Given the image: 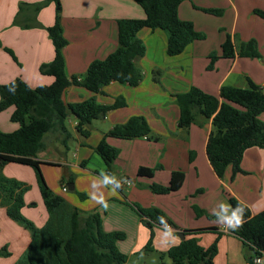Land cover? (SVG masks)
Wrapping results in <instances>:
<instances>
[{
    "label": "crops",
    "instance_id": "crops-1",
    "mask_svg": "<svg viewBox=\"0 0 264 264\" xmlns=\"http://www.w3.org/2000/svg\"><path fill=\"white\" fill-rule=\"evenodd\" d=\"M43 1L46 0H0V84L8 83L15 77H20L32 87L49 84L52 81L51 76L41 74L38 71L39 65L49 62L54 55V48L46 30V27L54 21V4L47 1L37 12H34L32 8L33 4ZM60 2V23L63 36L67 40L66 45L62 48V55L64 58V71L68 79L72 76L83 77L88 64L92 60L103 59L115 50L117 47V19L144 17L143 9L133 0H60ZM20 4L25 5L19 11ZM202 8H223L224 15L229 13L227 19L231 15L229 26L225 27L220 24L218 30L222 28L229 29L228 32L231 34L235 49L234 57H220L214 62L212 69H206L209 61L208 53L211 51H205L202 48V41L206 40V37L192 41L179 55L168 56L165 54V34L163 31L141 29L137 36L142 42L148 41L151 56L145 55L134 58L135 64L144 67L141 70L143 78L138 85L130 86L126 83L109 81L101 87L99 92L94 93L84 87L70 84L62 91V101L64 103L77 102L94 96L99 103L111 104L116 97H121L123 94L128 95L130 98H136V107L131 110H124L126 104L124 107L111 110L106 114L103 120L107 121L105 129L107 131L114 124L124 123L130 116L139 115L138 112L143 107L147 106L155 110L156 105L163 103L165 107L176 108L174 95L187 91L192 85L212 95H218L219 88L223 85L246 88L249 80L264 89V68L255 64L254 59L256 58L241 57L236 54L240 42L254 39L259 53L264 57V17L254 12L255 9L264 12V0H255L254 3L251 0H183L177 7L178 17L182 20L191 21L194 29L204 34V22H210L211 19H215L216 15L206 13L201 10ZM216 17L224 19L223 15ZM14 19H16L15 23H13ZM149 39L152 43L157 42L156 47L150 46ZM222 41L223 35L218 41L219 45ZM5 47L12 51L16 60L5 51ZM219 51L216 52L219 53ZM145 53H147V49H145ZM199 54L203 56H198ZM144 79L145 82H143ZM156 82L161 85V91L156 90ZM12 110L13 106H8L0 112V118L6 113L5 118L10 121L9 116ZM260 117L264 121V116L259 115ZM5 118L3 119L5 120ZM177 118L178 108H176L172 128H167L166 133H159V129L155 127L156 125L153 126L155 124L154 119L149 122V119L146 118L152 132L165 136V148L169 152L167 164H170L167 165V168L172 174L170 175L169 172L167 178L162 180L164 183L156 179V174H153L151 168L145 166L141 167L134 179L132 177L135 172L132 168L135 167L134 162L140 161L139 157L143 159V153L141 155L134 149L140 146L146 151L147 148L153 145L151 139L149 140L148 137L132 139L106 138L107 143L111 146L124 151L121 152V155L127 162L124 167H119L116 164L118 156L114 160L115 172L123 185L120 193L126 192L129 200H133L142 206L160 208L170 221V226L174 229V241L170 242L164 236L162 238H156L155 236L153 238L154 248L166 251L170 246L179 243L182 239L180 237L181 231L208 228V230L196 233L194 236L202 247H207L215 239L217 240V253L213 257V264H248L249 254L236 235V231H222L217 226L216 220L204 222L202 217L197 218L193 208H206L207 205L197 203L196 195L198 189H208L206 186L209 184L212 186L210 189L215 190L218 187L219 191L211 200L208 211L213 206L219 207L218 204L222 201L228 203L227 197L229 195L245 202L251 214L264 209V150L254 146L243 152L240 168L248 175L244 176L246 178L237 177L232 182H235V184L227 190V180L230 178L231 168L227 167L223 176L219 178L213 171L205 152L210 121L207 120L205 129L192 123L186 130H183L177 127ZM68 120L75 132L74 117L68 116ZM10 122L11 124L5 130H0L9 132L18 127L17 123ZM94 129L91 127L90 135L85 138L86 145L82 146L81 142L79 143L71 160L59 156L61 153L57 149L43 145L42 150L36 155V159L41 162L40 167L44 164L53 163L68 165L75 169L82 168L83 178L79 182L77 181L78 178L75 179L73 189L86 190L85 192L88 193L91 181L97 179V176L92 174L86 165L89 163L88 159L95 153L93 147L101 139L102 133L106 132ZM52 137V135L48 136L45 143L51 144ZM54 137L60 138L61 135L55 133ZM181 139H187L189 143H184ZM179 142L183 143L181 146L182 151L177 153L172 148L179 145ZM128 149H133L134 153H128ZM193 151L195 152L194 159L190 161L187 159V154L189 155V152L193 153ZM47 152H57L59 155L56 153L55 156H52ZM97 168L100 169V166ZM65 173L64 169H59L58 174L60 176ZM199 175L201 180H197ZM138 176L147 177L149 180L151 177V180L156 181L157 184L167 186L169 191L166 194H156L145 189L140 190L135 186L136 180H139ZM249 177L257 179L258 190L255 187L256 183L253 184L251 180H244L249 179ZM130 178L132 179L130 180ZM240 180L244 181L238 185ZM103 191L109 203V208L106 211L89 200L88 195L85 196L87 200L84 199L82 202H78L72 195H67L66 201L83 213L98 212L101 216L102 228L105 231H124V223L129 222L131 228L128 231L133 230L137 235L136 241L129 250L135 251L140 246L139 244H142L139 236L147 239L148 232L136 219L133 208L121 200L119 193L112 196L107 189ZM187 196L190 197L185 199ZM24 201L25 205L21 212L24 215L26 214L25 217L33 220L28 217L29 213H27L33 204L31 205L25 199ZM115 208L120 210H115ZM112 214L119 215L118 221L115 223H112L109 218ZM4 215L5 208L0 204V218ZM46 216L42 201V216L37 223L35 222V225L41 226L45 222ZM125 216L127 217L124 221L122 217ZM29 240V234L27 238L23 237L19 252L25 250ZM117 245L121 250L122 241H119ZM121 251L126 254L131 252L125 249ZM262 251L264 252V249ZM125 264H127V261Z\"/></svg>",
    "mask_w": 264,
    "mask_h": 264
},
{
    "label": "trees",
    "instance_id": "trees-1",
    "mask_svg": "<svg viewBox=\"0 0 264 264\" xmlns=\"http://www.w3.org/2000/svg\"><path fill=\"white\" fill-rule=\"evenodd\" d=\"M47 1L54 4V21L46 27L54 55L49 62L40 64L38 71L51 76L52 81L32 87L20 77H15L8 83L0 84V112L8 106H13L9 119L18 124L12 131L0 130V171L9 162L31 166L36 173L40 196L47 214L41 226L26 218L21 209L25 205L23 195L27 186L0 173V204L5 208L6 215L22 225L30 234L25 251L13 264H124L127 255L117 247V241L124 237L123 232L103 230L98 212L83 213L60 195L52 193L43 177L41 162L36 159V155L43 148L46 132L65 133L64 121L68 116L75 119V131L87 138L91 133V120L103 119L109 111L126 105L122 97H116L111 104H102L97 102L94 96L64 103L61 94L70 84L84 87L94 93L99 92L109 81L130 86L138 85L143 74L135 64L134 58L142 56L145 52V45L137 36L141 29L163 30L166 34L165 54L168 56L179 55L189 43L203 39L204 34L196 31L191 21L178 17L177 7L183 0H133L143 9L144 17L117 19L115 50L103 59L92 60L83 77L72 76L68 79L62 55V48L67 40L63 36L60 23V0L35 3L32 8L37 12ZM24 5L20 4L18 10ZM202 9L213 14L221 12L220 9L214 8ZM254 12L264 17L263 11L255 9ZM15 22L16 19L13 20V23ZM4 49L16 60L10 49ZM236 54L242 57H262L254 39L240 42ZM234 56L231 36L226 34L220 44L219 53H209L206 69H212L214 62L220 57ZM12 88L14 91H10ZM174 101L178 108V128L186 130L192 123L198 122L202 125L203 120L210 121L205 152L219 178L227 167L231 168V180L237 171H241L240 161L247 148L255 146L264 150V122L258 118V115L264 112V89L251 80L246 88L223 85L219 88L218 95L206 93L192 85L187 91L176 93ZM197 116L203 120L197 121ZM151 132L143 116L132 115L124 123L114 124L103 132L93 149L103 161L105 171L113 174V162L118 149L107 143L106 138L148 137ZM69 182H72L71 177ZM148 186L154 193L164 194L169 191L167 186L157 183ZM227 199L232 206L239 201L230 195ZM135 209L150 227L149 237L143 247L144 250H150L153 235L150 222L159 223L158 218L163 217L167 224L171 223L157 207L135 206ZM193 209L197 216L204 213L203 209ZM245 221L243 227L235 233L251 258L264 249V209L251 214L247 208ZM206 230L208 228L181 231L183 238L166 250L172 264H213V257L217 253V240L207 247H202L194 236ZM8 254L5 246L0 248V256Z\"/></svg>",
    "mask_w": 264,
    "mask_h": 264
},
{
    "label": "rangeland",
    "instance_id": "rangeland-1",
    "mask_svg": "<svg viewBox=\"0 0 264 264\" xmlns=\"http://www.w3.org/2000/svg\"><path fill=\"white\" fill-rule=\"evenodd\" d=\"M254 1L255 0H251L252 3H254ZM201 10L204 11L203 9H201ZM220 10H221V12L219 14H215V15L216 16L223 15L224 19H221V18H218L215 16V19H213V20L211 19L210 22L209 21L204 22L205 23V33H204L205 36L204 37H206L205 38L206 40L202 41L203 42L202 48H204L205 51H209V50L219 51V47H220V45L218 43L219 39L222 38V35H223V40H224L226 34L231 35L228 32L229 31L228 28H222V29L218 30V26L220 24L224 25L225 27L229 26L230 16H231V15H229V17L227 19V16L229 13H225V15H224L223 14L224 9L220 8ZM204 12H206V11H204ZM206 13H208V12H206ZM157 30H161V29H157ZM161 31H163V30H161ZM163 33L165 34L164 31H163ZM237 33H238V30H237ZM235 39H237V38H235ZM143 43L145 45V49H147V53L144 52V54L142 56H145V55L151 56V50L148 49V41L145 40V42H143ZM149 43H150V46L153 45L154 47H156V45H157V42L152 43V41L150 39H149ZM209 53H208V55H209ZM198 56H203V55L199 54ZM263 60H264V57L256 58V59H254V62L256 65L262 66V68H264V61ZM136 65L141 70H143L142 69V68H144L143 66H141V65L139 66L137 63H136ZM145 66H146V63H145ZM145 69H147V68H145ZM149 77H150V75H149ZM142 78H143V75H142ZM142 78H141V80H142ZM145 81L146 80L144 79L143 82H145ZM155 84H156L155 85L156 90L161 91L162 90L161 85L157 82ZM121 97L124 99V101L127 104L126 107L124 108V110L127 111V110H131L132 108L136 107V104H137L136 98H134V97L130 98L126 94H123V96H121ZM174 106H176V105H174ZM176 108L175 107H172V108L171 107H165V105L163 103H159L158 106L156 105L154 107L155 110L150 109V107L148 108L146 106V107L141 108L138 113H140L139 115H141V116L143 115V117L145 119L148 118L149 122L152 119H154L155 124H153V126L156 125L155 127H157V129H159V133H166L165 131L167 128L168 129L172 128L173 119L175 118V115H176ZM5 114L6 113H4V115H2V117L0 118V129H2V130H5L7 128V126L9 124H11V122L8 120V118H5V116H6ZM259 115L264 116V112L260 113ZM259 115H258V118H259ZM3 118H5V120ZM259 119L262 122H264L261 117ZM196 120L202 121L203 119L197 116ZM64 125H65V129H66L65 133H60V132H56V131L46 132L44 134V137H43L44 138L43 139V145L44 146L46 145L48 148L57 149L61 153L59 155L57 152H47L49 155L55 156L57 153V155L62 156V157H66V159L71 160V159H73V153L76 151V148H78L79 143L84 142L85 138L82 137L80 134H78L76 131L74 132V129L69 124L68 117L65 119ZM89 125L93 129L96 128L97 130L106 131L105 129H106L107 121H105L103 119H93V120H91ZM195 125H197L198 127L202 128V129H205V127H207L206 126L207 121L203 120L202 125H199L198 122L195 123ZM55 133L60 134L61 137L60 138L54 137ZM151 133L153 135L151 134L148 136L149 140L151 139L153 141V145L151 147L147 148L146 151L143 147L141 148L140 146L138 148L134 149L135 151H138V153L141 155L143 153V159H141L139 157L140 161L134 162L135 167H132L135 171L133 174L134 176H132L133 179L137 176L136 173H138V171L141 170L142 166L151 168L153 174L154 173L156 174L155 175L156 179L159 181H162L165 178H167V176L170 172L167 168L170 164L169 163L167 164L169 152L165 148V141H164L165 136H162L160 134H155L154 132H151ZM51 135L53 136L51 138V144H46L45 139ZM136 138H138V137H136ZM181 141L184 143L186 142L187 144L189 143L187 139L186 140L181 139ZM182 142H179V145L173 147L172 149L175 152L180 153L182 151V148H181V146L183 144ZM187 144H185V145H187ZM81 145L84 146V145H86V143L81 144ZM119 149H118V154H117L118 157L116 156L117 157L116 164L119 167H124L127 163L126 159L123 157V155H121V152H124V151L119 150ZM134 150L128 149L127 152L128 153H134ZM144 151H145V153H144ZM189 154L192 155L191 156L192 158L190 159L189 158L190 155L187 154V159H189L191 161L192 159H194L195 152L194 151H193V153L189 152ZM176 156H178V155H176ZM88 161H89V163L86 165V167L89 168L90 172L92 174H94L95 176L98 177V173L100 171H105L103 161L101 160L100 156L96 152L94 154H92L91 158H89ZM98 166H100V169L97 168ZM41 168H43V169H41V172H42L43 177L47 183V186L52 191V193H54V194L58 193L57 195H60L65 200H67V198H66L67 195L74 196L78 202H82L84 199L87 200L85 198V196L87 197V193L85 192L86 190H80L79 191L75 188L74 189H68V187H67V183H69L70 177L72 178L73 184L75 183V179L78 178L79 180H77V181L79 182L80 179L83 178L82 177V168L81 169L80 168L75 169V168L68 166V165H56L53 163L44 164ZM59 169L60 170L64 169L66 173L63 174L62 176H60V174H58ZM113 171H114L113 174H115L118 178V175L115 172L114 162H113ZM0 173L4 177L15 179L18 182H21L27 186V189H26L23 197L25 200L29 201L28 203H30L31 205L33 204L32 205L33 208L31 207V209H29V211H27V213H29L28 217H31L33 219L31 221L32 222L34 221L33 222L34 224H35V222L37 223V221H39V219L42 216V201L40 198L41 196H40V192H39V188H38L37 176H36L34 169L29 165L9 162L1 169ZM171 174H172V172H170V175ZM230 175H231V172H230ZM246 175H248V174H245L242 169H241V171H237L236 177L232 181L230 180V178L227 180L226 189L229 190L231 188V186H233V184H235V182L234 183H232V182L237 177L241 178V177H244ZM244 178H246V177H244ZM131 179L132 178H130V180ZM138 179L139 180H136V183H135V186L138 189H140V190L145 189V190L153 192L149 188V186H147V185L152 184V183H156V181L151 180V177L149 180V179H147V177H139L138 176ZM197 180H201L200 175L197 176ZM244 180H251V181H253L252 183L255 184L257 179L254 177H249V179L247 178ZM244 180H240L238 185L241 184ZM63 185H65L67 187L66 191L62 190L61 187ZM206 187H208V189H206V188L198 189L197 195L196 194L195 195L197 196V203L198 204L203 203L204 205H207L206 208L202 207L204 210V213L197 216V218L202 217V220H204V222H209L211 220H216L215 217L210 214L211 210L213 208H215V206H213V208H211L209 211L207 209H209L208 206L210 205V202L213 199V197L215 196V194L218 193L219 189L217 187L215 190H212V189H210V188H212V186L209 184ZM255 187L258 190V183H256ZM119 194L121 195V198H122L121 200H123L125 204H127L131 208H133V210L135 212L134 214H135L136 219H138L141 226L148 232V236H147V239H148L150 227L146 224V222L143 221L144 217L140 216L139 213L137 212V210L135 209V206H139V207H147V206H142L141 204H139L133 200H129L126 192H121V193L119 192ZM156 194H161V193H156ZM164 194H166V193H164ZM193 195H194V193H193ZM189 197L190 196H187L185 199H187ZM216 208H218V206H216ZM115 210H120V209L115 208ZM117 214H115V215L112 214L109 217L112 223H115L118 221L119 215H117ZM207 214H209L211 216L208 217ZM126 217L127 216L122 217V219H124V221H125ZM150 223L152 224L151 228L153 231L152 240H151V247L152 248L150 250H144L143 247L146 244L147 239H143V237L139 236L140 243L142 241V244H139L140 246L138 248H136V250L133 252L129 249L131 248V246H133L134 241H136L137 235H136V232H134L133 230H131L130 232L128 231L131 228V226L129 225V222L124 223L125 224V226H123V227H125V228H123L124 231H121V232H123L124 237L119 241H122L121 250L125 249L126 251H131V252H129V254L124 253L127 255V260H126L127 264H172V261L167 256L166 251L159 250V249L153 247V238L155 236H156V238L157 237L162 238L163 232H162V228H161L159 223H155V222H150ZM101 224H102V220H101ZM168 225H170V224H168ZM115 231H120V230H115ZM125 231H127V232H125ZM28 234H29V231L27 229H25L19 223L11 220L6 215V213H5L4 217L0 218V248L5 246V249L9 253L7 256H0V264H12L23 254V252L25 250H23V251L21 250L22 252L21 251L19 252V249L21 248V242L23 241V237L27 238ZM119 241H117V243ZM162 241H163V239H162ZM197 242H198V239H197ZM117 247H118V245H117ZM261 264H264V260L262 261Z\"/></svg>",
    "mask_w": 264,
    "mask_h": 264
},
{
    "label": "clouds",
    "instance_id": "clouds-1",
    "mask_svg": "<svg viewBox=\"0 0 264 264\" xmlns=\"http://www.w3.org/2000/svg\"><path fill=\"white\" fill-rule=\"evenodd\" d=\"M10 91H14V88L10 89ZM122 187L121 180L115 174L100 171L97 179L91 181L87 195L94 204L99 205L106 211L109 208V203L105 198L103 190L107 189L110 195L115 196L120 192ZM218 205L219 207L213 208L210 214L215 217L217 226L222 231H237L243 227V224L246 222L245 213L248 208L245 202L238 201L235 206H232L222 201ZM158 222L162 228L164 238L170 242L174 241V229L167 224L163 217H159ZM256 264H261V262L258 260Z\"/></svg>",
    "mask_w": 264,
    "mask_h": 264
},
{
    "label": "built area",
    "instance_id": "built-area-1",
    "mask_svg": "<svg viewBox=\"0 0 264 264\" xmlns=\"http://www.w3.org/2000/svg\"><path fill=\"white\" fill-rule=\"evenodd\" d=\"M63 191H66L67 187L65 185H63L62 187ZM264 256V252L260 251L259 254H254L253 257H251V262L248 264H256V262L259 260L262 263V258Z\"/></svg>",
    "mask_w": 264,
    "mask_h": 264
},
{
    "label": "water",
    "instance_id": "water-1",
    "mask_svg": "<svg viewBox=\"0 0 264 264\" xmlns=\"http://www.w3.org/2000/svg\"><path fill=\"white\" fill-rule=\"evenodd\" d=\"M67 187H68V189H73V183L72 182H69L67 184ZM180 237L183 238V233L182 232H180ZM247 261H248V263H250L251 262V258L250 257L247 258Z\"/></svg>",
    "mask_w": 264,
    "mask_h": 264
}]
</instances>
